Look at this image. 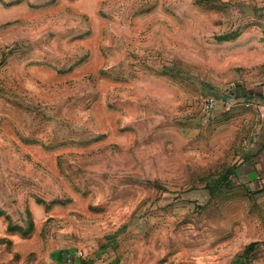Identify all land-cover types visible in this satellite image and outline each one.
I'll use <instances>...</instances> for the list:
<instances>
[{"label": "rangeland", "instance_id": "obj_1", "mask_svg": "<svg viewBox=\"0 0 264 264\" xmlns=\"http://www.w3.org/2000/svg\"><path fill=\"white\" fill-rule=\"evenodd\" d=\"M263 84L264 0H0V264H264Z\"/></svg>", "mask_w": 264, "mask_h": 264}, {"label": "crops", "instance_id": "obj_2", "mask_svg": "<svg viewBox=\"0 0 264 264\" xmlns=\"http://www.w3.org/2000/svg\"><path fill=\"white\" fill-rule=\"evenodd\" d=\"M245 90L241 103L255 113V128L245 142L233 176L238 186L248 188L253 196L264 200V84Z\"/></svg>", "mask_w": 264, "mask_h": 264}, {"label": "built area", "instance_id": "obj_3", "mask_svg": "<svg viewBox=\"0 0 264 264\" xmlns=\"http://www.w3.org/2000/svg\"><path fill=\"white\" fill-rule=\"evenodd\" d=\"M215 108V100H209L206 105V110L208 112L212 111Z\"/></svg>", "mask_w": 264, "mask_h": 264}, {"label": "trees", "instance_id": "obj_4", "mask_svg": "<svg viewBox=\"0 0 264 264\" xmlns=\"http://www.w3.org/2000/svg\"><path fill=\"white\" fill-rule=\"evenodd\" d=\"M233 171H230V170H228V171H226V173H225V176L223 177V178H221V179H223V181L225 180V178H230V176L231 175H233ZM219 184V183H218ZM252 250V252H254V250L252 249V247L251 248H249L247 251H248V253L250 252ZM249 255V254H248ZM247 255V256H248Z\"/></svg>", "mask_w": 264, "mask_h": 264}]
</instances>
